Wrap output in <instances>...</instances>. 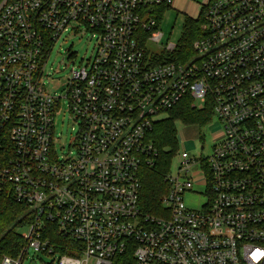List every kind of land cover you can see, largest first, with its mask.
Instances as JSON below:
<instances>
[{
    "label": "built area",
    "instance_id": "2783aa9c",
    "mask_svg": "<svg viewBox=\"0 0 264 264\" xmlns=\"http://www.w3.org/2000/svg\"><path fill=\"white\" fill-rule=\"evenodd\" d=\"M173 3L1 0L0 196L23 204L27 222L24 247L0 264H23L30 250L57 264H264V0L198 5L200 35L182 61L176 45H159ZM70 33L93 49L64 96L50 94L45 66ZM183 101L210 105L222 137L207 156L177 149L163 209L147 215L153 128ZM65 103L77 127L67 150L56 147ZM195 187L205 201L192 207ZM54 233L69 242L51 243Z\"/></svg>",
    "mask_w": 264,
    "mask_h": 264
},
{
    "label": "rangeland",
    "instance_id": "374dc122",
    "mask_svg": "<svg viewBox=\"0 0 264 264\" xmlns=\"http://www.w3.org/2000/svg\"><path fill=\"white\" fill-rule=\"evenodd\" d=\"M206 1L207 0H185L181 11H184V9V12H187V10L191 11L192 4L202 5ZM162 17V22L159 24V31L162 33L159 45L166 46L167 44H173L178 46L184 32L186 15L183 12H180L179 9L173 8L163 12ZM92 49L93 42L90 41V37L87 34L70 33L62 35L54 45L45 66V73L50 75L49 79L45 78L44 80L46 90L50 94L64 96V89L72 66H78L79 63L88 58ZM65 105L66 103L62 106L57 117L56 137L58 138V142L56 147L59 148L60 146H65V150H67V145L75 136L77 127L76 124L72 122ZM167 118V115H162L158 118V121ZM175 125L177 138L180 141L178 150H186L190 155H193L196 158H199V155L201 154V146H204L203 154L207 156L210 154L212 146L219 142L222 137L219 126L215 124V120L203 128L197 126H184L180 123H176ZM200 136H203L202 140H200ZM177 164L178 159L174 157L171 166L172 173L177 171ZM191 174L192 171L188 173V175ZM204 192V188L195 187L194 193L197 195L192 196L191 200H188V204L192 207L199 206V203L205 201L203 196ZM161 209H163V206H161ZM22 231L24 230H20V232ZM58 258V254L48 256L30 250L25 257L23 264H57ZM89 264H94L93 260H90Z\"/></svg>",
    "mask_w": 264,
    "mask_h": 264
},
{
    "label": "trees",
    "instance_id": "16d2710c",
    "mask_svg": "<svg viewBox=\"0 0 264 264\" xmlns=\"http://www.w3.org/2000/svg\"><path fill=\"white\" fill-rule=\"evenodd\" d=\"M162 19V16L158 18L159 24ZM201 22V18L194 20L186 17L184 32L177 46L174 60L182 61L193 55L192 45L200 35ZM167 116V119L154 125L152 132L153 143L158 152L157 165L152 170L145 171L141 178L142 188L139 204L147 215L158 216L162 206L161 199L169 188L163 178L169 172L173 156L178 149L175 124L203 128L213 121L210 105H206L202 110H197L184 101L169 111ZM26 213L27 208L23 204L17 203L10 196H0V261L3 257H17L24 247L25 242L21 239L19 232L26 225L27 217L22 218ZM50 239L51 243L58 245H65L69 242L57 233L51 235Z\"/></svg>",
    "mask_w": 264,
    "mask_h": 264
},
{
    "label": "crops",
    "instance_id": "0c3cea01",
    "mask_svg": "<svg viewBox=\"0 0 264 264\" xmlns=\"http://www.w3.org/2000/svg\"><path fill=\"white\" fill-rule=\"evenodd\" d=\"M184 2H185V0H174L173 6L171 7V9H173V8L179 9L180 12H183L187 18L195 19L196 15L198 13V4H196V5L192 4V10L191 11L187 10V12H184L185 9H184V11L183 10L181 11V8L184 6Z\"/></svg>",
    "mask_w": 264,
    "mask_h": 264
},
{
    "label": "flooded vegetation",
    "instance_id": "af4514ba",
    "mask_svg": "<svg viewBox=\"0 0 264 264\" xmlns=\"http://www.w3.org/2000/svg\"><path fill=\"white\" fill-rule=\"evenodd\" d=\"M213 147V146H212Z\"/></svg>",
    "mask_w": 264,
    "mask_h": 264
}]
</instances>
